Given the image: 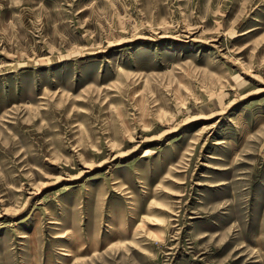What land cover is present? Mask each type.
<instances>
[{"label":"rangeland","instance_id":"obj_1","mask_svg":"<svg viewBox=\"0 0 264 264\" xmlns=\"http://www.w3.org/2000/svg\"><path fill=\"white\" fill-rule=\"evenodd\" d=\"M0 264H264V0H0Z\"/></svg>","mask_w":264,"mask_h":264}]
</instances>
